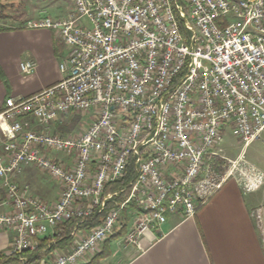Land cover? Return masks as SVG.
<instances>
[{
  "label": "built area",
  "instance_id": "built-area-1",
  "mask_svg": "<svg viewBox=\"0 0 264 264\" xmlns=\"http://www.w3.org/2000/svg\"><path fill=\"white\" fill-rule=\"evenodd\" d=\"M73 2L66 16L26 24L56 30L69 47L64 77L0 110V229L15 232L6 254L19 264L46 251L40 238L70 220L103 213L93 228L77 223L69 249L39 264L89 263L125 208L135 213L126 242L138 244L169 214L194 216L231 179L245 192L264 185V170L246 156L264 135V0ZM35 68L21 63L26 74ZM80 114L91 120L83 131L56 126ZM228 127L243 145L234 159L221 154ZM131 160L129 194L107 209L119 192L105 190ZM27 165L59 182L56 200L13 179ZM254 214L260 223L261 209Z\"/></svg>",
  "mask_w": 264,
  "mask_h": 264
},
{
  "label": "crops",
  "instance_id": "crops-1",
  "mask_svg": "<svg viewBox=\"0 0 264 264\" xmlns=\"http://www.w3.org/2000/svg\"><path fill=\"white\" fill-rule=\"evenodd\" d=\"M23 26L0 25V110L7 98L33 95L64 77L60 64L68 56V47L58 32L46 27ZM27 60L36 62L31 74L24 73L20 66ZM75 117L82 121L81 114ZM86 120L91 121L90 117ZM27 167L32 166L24 169ZM23 172L15 177L21 185L26 176H33L32 171L25 172L26 175ZM36 182V187L45 189L44 184ZM60 187L59 184L53 197H41L56 200ZM261 189L264 185L245 192L231 179L194 216L169 214L160 230L148 232L138 244L126 242L135 218L134 209H130L125 234L101 245L99 253L103 256L96 264H264V196L257 194ZM258 208H261L260 223L254 214ZM6 210V206L0 205V212ZM55 231L42 238L53 237ZM14 238V231L0 229V256L9 252ZM72 238L65 247H47L42 253L43 259H52L57 253L68 250L74 243ZM52 243L55 246V238Z\"/></svg>",
  "mask_w": 264,
  "mask_h": 264
},
{
  "label": "rangeland",
  "instance_id": "rangeland-1",
  "mask_svg": "<svg viewBox=\"0 0 264 264\" xmlns=\"http://www.w3.org/2000/svg\"><path fill=\"white\" fill-rule=\"evenodd\" d=\"M3 3L7 4V8L5 7L1 14H6L8 16L5 18H0V25L1 23H7L11 26H23L26 25L29 20H36L45 15H50L53 17L66 16V14L71 12L74 8L73 0H3ZM82 21H85L87 26H91V23L87 18H84ZM81 115L83 116L81 118L82 121H78L73 129L69 131V133L81 132L88 126L90 122L88 123L87 121L89 120L86 119L89 117H87L86 114ZM62 122L71 125V116L64 117ZM220 147L222 148L221 154L224 157L234 159L237 158L241 153L243 145L239 142L238 137L235 135L233 129L228 127L226 133L224 134L223 141L220 143ZM246 156L250 161L264 170V135L248 147ZM206 162L208 164L210 163V160L207 158ZM29 168L27 167L24 169L23 167L22 170H24V172L22 174L26 175L25 172L32 171L33 176H26L24 178L25 180L21 183H24V185L28 184L32 191L38 195L40 194V196L44 198L53 197L58 191L59 182L56 179L51 178L48 174L41 171L37 167L32 166ZM15 177L16 175L13 177V179L18 181L15 179ZM37 180L40 181L41 184H44L45 189L35 186V183L37 184ZM257 194H259V196H264V189L258 191Z\"/></svg>",
  "mask_w": 264,
  "mask_h": 264
},
{
  "label": "trees",
  "instance_id": "trees-1",
  "mask_svg": "<svg viewBox=\"0 0 264 264\" xmlns=\"http://www.w3.org/2000/svg\"><path fill=\"white\" fill-rule=\"evenodd\" d=\"M5 7L7 8V4L0 2V18H5L6 16H8L6 14L4 15L1 14L2 10H4ZM180 24H181L182 30L185 31L186 26H185L184 21H181ZM79 120H80V117H74V120L71 122V125L58 122L57 127L62 132L66 133V132L71 131L73 127L78 123ZM136 176L137 174H136L135 163L133 160H131L126 169V173L124 177L118 181L109 183L105 190V193L119 192V194L114 195L115 196L114 201L108 203L107 209L114 207L115 201L116 202L124 201L125 197L128 196L129 194L130 184L136 179ZM102 215H103L102 212L100 213L97 212L92 216L91 219L84 221L82 223L77 222V220H70V221L65 222L64 224H61L60 226L56 228V231L53 237L47 236L45 238L40 239V248L43 249V248L49 247V249H54L57 247H65V245L71 239L72 237L71 233L77 223H79V227L90 229V228L95 227L98 223L102 221ZM128 219H129L128 218V208H125L122 211L121 220L119 222L117 231L106 242H108L112 238L119 237L125 234L126 229H127ZM52 238L56 239L55 246L53 243L51 244ZM25 254L32 255V253L28 251ZM102 256H103V253H97L95 257L87 264H96ZM41 258H42V254H39L37 251L34 253V258L29 262V264L31 263L39 264ZM0 262L1 264H19V259L18 257H10L7 254L3 253L0 256Z\"/></svg>",
  "mask_w": 264,
  "mask_h": 264
}]
</instances>
